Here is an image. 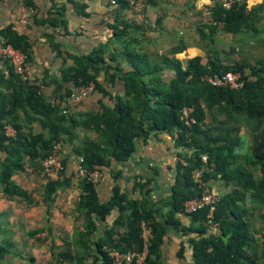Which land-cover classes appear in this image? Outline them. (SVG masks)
<instances>
[{
    "label": "trees",
    "instance_id": "obj_1",
    "mask_svg": "<svg viewBox=\"0 0 264 264\" xmlns=\"http://www.w3.org/2000/svg\"><path fill=\"white\" fill-rule=\"evenodd\" d=\"M115 2L117 19L107 43L99 45L92 56L76 58L73 66L62 71L69 85L54 81L53 99L41 91L43 84L22 81L3 61L7 69L0 73V199L29 207L40 202L49 216L58 193L77 184L73 215L82 226L74 230L79 238L73 244L65 240V248L57 253L52 245V258L46 264H113L105 251L108 248L140 253L141 222L153 235L143 264H160L168 229L191 237L190 260L184 257L185 248L179 251L178 258L185 264H264V2L248 8L247 0H234L226 10L220 0H211L207 7L211 19L199 29L201 40L208 39L209 44L201 47L203 57L189 60L175 57L182 48L153 56L140 48L139 28L121 18L128 6L123 0ZM61 22L49 21L53 26ZM218 32L238 38L228 53L221 51L228 60H223L216 48ZM0 37L30 60L31 46L24 36L6 29ZM250 44L262 52L253 65L244 56L230 58ZM228 72L240 74L242 88L214 87L205 79ZM90 83L94 85L91 95L101 98L100 107L78 112L77 106L72 108L70 95ZM117 84L122 93L112 97L110 89ZM106 98L108 104L103 102ZM184 107L193 109L195 123L190 127L181 119ZM33 123L38 124V132L33 131ZM8 126L14 131L12 136L6 133ZM158 135L170 138L176 157L174 183L162 203L165 212L147 204L151 180L143 178L136 183L137 200L127 199L114 186L110 200L99 203L90 175L113 163L127 162L139 143ZM74 141H78L76 146ZM70 144L73 154L82 158L86 175L68 174L66 159L59 175L44 173L42 161L54 146ZM27 170L43 181L39 201L15 179ZM198 171L202 172L196 179ZM220 188L225 193H218L212 219L208 218V208L185 213L183 204L187 201ZM113 212L117 215L114 222L106 223ZM3 215L0 212V217ZM256 223H263L261 229ZM99 228L101 235L91 243L90 237ZM3 234L0 264L25 260L18 252H11L15 248L12 235L6 230ZM71 244L77 247L76 252ZM7 256L10 261L4 262ZM34 258L26 259L31 264Z\"/></svg>",
    "mask_w": 264,
    "mask_h": 264
},
{
    "label": "crops",
    "instance_id": "obj_2",
    "mask_svg": "<svg viewBox=\"0 0 264 264\" xmlns=\"http://www.w3.org/2000/svg\"><path fill=\"white\" fill-rule=\"evenodd\" d=\"M112 1L24 0V2H20L18 0H8L5 2L0 0V32L11 29L28 40L31 46V57L28 61L32 68L31 79L36 84H43L41 91L49 99H53L52 94L56 88L54 81L65 84V86L69 85L63 80V70L73 66L76 58L92 56V53L95 49L99 48V45L107 43L111 36L110 27L117 19ZM146 1L143 15L136 14L130 9H125L121 13L123 20L139 28L137 38L140 48L148 51L152 56L155 53L166 55L174 48H182L183 52L177 53L175 56L179 60H189L194 57L204 56V52L201 49V32L199 29L211 19L207 10V7L212 5L211 0ZM263 2L264 0H247L248 8ZM250 4L252 5L250 6ZM28 8L35 11L33 16L28 15ZM54 19L61 20L62 22L57 26H53L49 21ZM56 46L59 49L57 51L54 48ZM6 69L7 65L0 60V73H5ZM121 89L122 87L118 84L115 89H110L112 97L115 94H121ZM73 94H76V91L71 95ZM100 100V96L90 94L85 98H81L72 108L77 106L76 110L78 112L98 110ZM103 102L108 104L109 98H106ZM32 127L34 132L39 131L38 124L33 123ZM11 130L13 131L8 126L6 133L9 134ZM77 142L74 141V145ZM70 145L62 146L61 151L63 152V160L66 159L67 161V173L73 175L72 170L77 156L73 154V145ZM157 158H163L165 164L160 166V170L155 171L153 162L158 160ZM175 159V149L168 136H151L145 144L139 143L137 145L134 154L127 162L122 164L113 163L110 168L95 172L97 179L94 184L99 203H105L110 200L114 186H118L120 192L127 199L137 200L139 195L136 183L137 180L143 178L144 180H151V192L149 203L147 204L151 209L160 211L163 209L165 212L166 209L163 208L162 203L165 200L164 198L168 197L171 185L174 183ZM27 175L26 171L24 175L21 174V176L15 177V179L23 189L31 192L36 200L39 201L42 194L41 185L43 181L41 178L33 175L40 180L39 189H35V187L27 188L22 181V178H25ZM76 186L77 184L75 183V186L66 192H59L56 198L57 201L60 196L67 195L68 192L73 193V206L70 208V220L72 219L70 225L73 231L82 227L80 221L73 215L74 202L78 198ZM217 192L221 195L225 193V190L220 188ZM0 198L2 197L0 196ZM3 200L0 199V203ZM56 201H54V206L50 210L49 216H47V209L40 202L35 207H25L24 204H20V207L27 213L37 208L39 221H45V223L49 221L51 223V219L54 217L53 210L57 204ZM12 203L9 202L8 204ZM0 212L4 213L3 217L6 216V211H2L1 207ZM262 213H264V210ZM116 216V213L113 212L108 217L106 223L114 222ZM188 224V222L183 221V225L188 226ZM261 226H263V223H256L257 229H261ZM49 227L52 228L50 225ZM34 232L36 235H32ZM47 232L50 234V231ZM42 233H44L43 228L27 232L29 237H36L38 241H40L39 237ZM100 235L101 228L97 230L95 235L90 237L91 243ZM68 236L66 234V240L69 239V242L74 243V238H68ZM257 236L259 237L260 233ZM190 238V236H184L180 231L168 229L163 237L160 264H185L186 261L178 258L181 253L179 251L182 248H185V252L183 253L185 259L190 260L191 247L188 244ZM75 240H78V238H75ZM54 244V241H51L46 251L49 260L52 258L51 247ZM61 248L64 249L65 247L61 246ZM72 248L74 252L77 251V247L72 246ZM54 253L57 252L54 251ZM49 260L46 259L43 264L48 263ZM88 264L94 263L90 262ZM96 264L101 263L97 262Z\"/></svg>",
    "mask_w": 264,
    "mask_h": 264
},
{
    "label": "built area",
    "instance_id": "obj_3",
    "mask_svg": "<svg viewBox=\"0 0 264 264\" xmlns=\"http://www.w3.org/2000/svg\"><path fill=\"white\" fill-rule=\"evenodd\" d=\"M8 1V0H3ZM20 2H24V0H18ZM128 8L132 10L134 13L143 15L146 7V0H123ZM223 7L228 10L233 4L234 0H220ZM112 4L115 5V0L112 1ZM28 15L33 16L35 11L33 9H27ZM24 22V21H23ZM0 60L6 61L10 64L12 71L15 75H17L22 81H26L31 79L32 76V68L30 63L27 60V57L21 50L15 49L10 44H5V41L2 37H0ZM206 81L214 86V87H222L228 88L230 90H238L242 88L243 83L241 82V76L238 73H224V74H215L212 76L205 77ZM94 90L93 83L88 84L85 87H81L77 89L76 94L71 95L70 101L74 106L79 102L81 98H85L89 96ZM193 113V109L189 107H184L181 111V119L184 122L186 127H190V125L194 124V118L191 116ZM8 135H13V131L11 130ZM203 162H206V158H202ZM82 158L76 157V162L74 164L72 173L75 177L85 176L86 171L81 166ZM42 168L44 173L50 176H57L63 170V152L61 151L60 145H55L51 155L45 158L42 161ZM202 171H198L195 174V178L198 179L199 175H201ZM92 181L95 182L97 179L96 173L90 175ZM220 195L218 192L208 193L204 191L199 197L187 201L184 206V211L187 214L195 213L204 208H208V218L212 219L213 213L215 211L214 204H216L219 200ZM152 231L151 228L145 223H140V238L142 240V249L140 253L135 252H125L121 253L116 249H105L108 254V257L112 261L113 264H143L148 254V249L151 245L152 239Z\"/></svg>",
    "mask_w": 264,
    "mask_h": 264
},
{
    "label": "rangeland",
    "instance_id": "obj_4",
    "mask_svg": "<svg viewBox=\"0 0 264 264\" xmlns=\"http://www.w3.org/2000/svg\"><path fill=\"white\" fill-rule=\"evenodd\" d=\"M251 5L252 4H250V6ZM237 40L238 38H233L231 35H226L222 32L217 33L216 48L219 50L218 53L223 60H228V58L225 54H221V51H225L228 53L230 47L236 46ZM201 44L202 46L208 45L209 40H201ZM243 50L244 51L237 50L233 57L230 58L241 59V56H244L248 58L246 61L249 64L253 65L256 58L258 59V57H260L262 53L260 49H254L252 44H250V46H245ZM157 159L158 160L153 162L155 171L160 170V166L165 164L163 158ZM27 174L28 175L25 178H22L24 186L27 188L35 187V189H39V178L34 177L31 174L30 170H27ZM164 199H167V197ZM72 201L73 193L68 192L67 195L60 196V198L56 201L57 204L53 210L54 217H52L51 223L48 220L47 223H45V221H39L40 218L38 216L37 208L27 213L25 212V210H22V207H20V204L17 203V201L16 203L13 202L10 205L5 201H1L0 207L2 211H6V216H2L3 218L0 217V229L2 230L0 234V241L4 237L3 231L6 230L9 234L12 235V239L15 243V248H12L11 252H18L22 257L25 258V260L14 259L12 261L13 264H29L26 258L31 257L32 255L35 258L34 262L31 264L43 263L46 259L49 260L46 251L51 241H54L55 243V252H58L59 250H63L61 246H64L65 244L66 234L68 236L69 233V237L74 239L79 238L78 235L75 234V231L71 230L72 226L70 225L72 221V219L70 220V208L73 206ZM49 225L52 228H50ZM77 225L79 226L78 223ZM38 228L44 229V233H42L39 237L40 241L36 240V237H29L27 234L28 231ZM47 231H50V234ZM6 236H8V234ZM41 240L44 242H42ZM9 259L10 258L7 256L4 259V262L10 261Z\"/></svg>",
    "mask_w": 264,
    "mask_h": 264
}]
</instances>
